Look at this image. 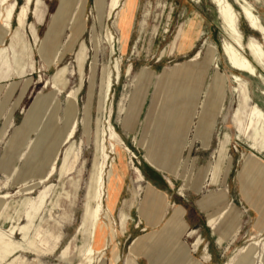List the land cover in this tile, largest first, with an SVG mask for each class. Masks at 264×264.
<instances>
[{"label":"rangeland","instance_id":"1","mask_svg":"<svg viewBox=\"0 0 264 264\" xmlns=\"http://www.w3.org/2000/svg\"><path fill=\"white\" fill-rule=\"evenodd\" d=\"M108 1L41 0L25 30L16 35L13 21L4 41L21 55V36L31 52L23 72L11 54L0 68V264L80 263L103 146L104 174L119 169L121 189L115 239L94 264H110L114 246L116 264H227L252 237L264 255V150L233 121L239 94L230 75L247 82L263 112L264 79L227 64L210 0H122L117 20L107 17ZM227 1L243 43H261ZM247 1L264 27V0ZM243 54L262 72L249 50ZM116 60L120 75L103 108L100 82ZM70 95L76 103L67 117ZM251 158L256 167L247 171ZM100 223L111 228L105 215Z\"/></svg>","mask_w":264,"mask_h":264},{"label":"bare ground","instance_id":"2","mask_svg":"<svg viewBox=\"0 0 264 264\" xmlns=\"http://www.w3.org/2000/svg\"><path fill=\"white\" fill-rule=\"evenodd\" d=\"M210 1L216 7L217 15L221 24V31L224 35L221 50L227 64L236 72L244 73L259 80H263L264 27L260 19L255 15L253 6L247 0H234L239 6L240 15L248 24L249 28L252 31L259 33L261 36V43H257L251 39L247 42V44H244L242 35L237 26L239 14L233 9L229 1ZM121 4L122 0L108 1V19L110 16H115L116 20L120 18V12L117 11L121 7ZM40 5L41 0H23V3L21 5L17 3V0H0V68L2 66H6L10 62L9 55L11 54L15 66L19 69L20 72L24 71L23 62L25 61V59H30L31 52L25 41L20 35V37H17L21 45V55H18L15 52L13 45L5 48L4 41L7 37L11 36L13 32V21L15 22L16 35L20 34V32L24 31L27 26L28 13L31 6H34V11L38 12ZM97 10L102 9L100 6H97ZM106 42L109 46L110 55H113L115 52V41L113 35L109 32L106 33ZM246 49L251 52L262 72L257 71L255 65L247 57H245L243 52ZM30 66L32 68V64ZM115 75L117 78L120 75L118 60H116L113 66L107 67L100 82V97L103 108L106 102L110 100ZM230 76L234 83L238 86L237 92L239 94L238 109L233 114V121L239 127L240 133L245 134L248 131V134H250L248 138L252 140L254 147H257L259 145L260 149L264 150V112L256 104L251 103V99L248 96L247 82L243 80L239 75H236L234 73H232ZM217 84L220 86L222 82L217 81ZM64 88L61 87L60 89ZM56 90L59 89L57 88ZM68 98L69 99L65 108V114L67 115V117H71L75 109L76 101L71 95ZM223 100V90H219L216 101L219 105H221L223 103ZM245 109H248L249 113L247 115L246 123L243 124L242 112ZM73 133L74 127H72L69 132L67 143L71 142ZM109 133L111 136H116V133L111 126H109ZM100 136H102V133ZM121 145L122 142L118 140L117 147H120ZM125 150L128 151L127 148H125ZM117 154L119 159L121 160L120 153ZM102 156V163L100 164L93 180V188L95 191L92 197V201L94 202V207H92L91 210H87L86 212V219L87 221H89L88 237L86 239V248L83 252V256L79 260V264H94L100 262V260H102L104 256L105 250L107 249L108 243H112L116 236V231L112 227V214L121 189L119 169L112 165L110 167V170L106 174H104L105 160L107 158V154L104 153V146L102 147ZM76 162L77 157H75V160L71 164L70 169L74 167ZM263 165L264 163L260 164L259 170L264 177V171H262ZM255 167L256 166L253 162V158H251L247 165V171H252ZM122 169L123 171H126V167L124 165ZM104 203H106V206L104 205ZM102 215H105V217L109 220V223L111 224L110 229H108L107 226L105 227L101 225L100 219ZM181 217V211L179 209H176L173 213V219H175L179 223V226H181L182 224ZM259 240V238L252 237L250 239L249 245L244 248V250H242L241 255L237 258L231 259V261L227 264H254L260 259L263 262L264 255L260 254L257 248V246L259 245ZM118 259L119 252L117 247L114 246L110 264H116L118 262Z\"/></svg>","mask_w":264,"mask_h":264},{"label":"crops","instance_id":"3","mask_svg":"<svg viewBox=\"0 0 264 264\" xmlns=\"http://www.w3.org/2000/svg\"><path fill=\"white\" fill-rule=\"evenodd\" d=\"M149 250V249H148ZM142 255V254H141Z\"/></svg>","mask_w":264,"mask_h":264}]
</instances>
